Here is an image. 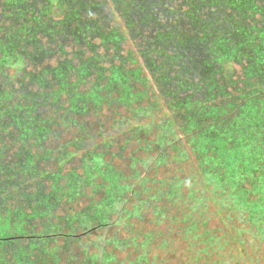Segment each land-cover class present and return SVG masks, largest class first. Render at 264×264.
Returning a JSON list of instances; mask_svg holds the SVG:
<instances>
[{
  "label": "rangeland",
  "instance_id": "rangeland-1",
  "mask_svg": "<svg viewBox=\"0 0 264 264\" xmlns=\"http://www.w3.org/2000/svg\"><path fill=\"white\" fill-rule=\"evenodd\" d=\"M0 264H264V0H0Z\"/></svg>",
  "mask_w": 264,
  "mask_h": 264
}]
</instances>
